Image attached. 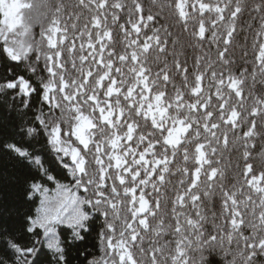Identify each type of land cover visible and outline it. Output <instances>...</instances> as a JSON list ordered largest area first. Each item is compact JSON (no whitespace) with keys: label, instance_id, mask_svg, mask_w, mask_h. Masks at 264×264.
<instances>
[{"label":"snow or ice","instance_id":"6c2138e0","mask_svg":"<svg viewBox=\"0 0 264 264\" xmlns=\"http://www.w3.org/2000/svg\"><path fill=\"white\" fill-rule=\"evenodd\" d=\"M0 264H264V0H0Z\"/></svg>","mask_w":264,"mask_h":264},{"label":"trees","instance_id":"16d2710c","mask_svg":"<svg viewBox=\"0 0 264 264\" xmlns=\"http://www.w3.org/2000/svg\"><path fill=\"white\" fill-rule=\"evenodd\" d=\"M146 4H148V5H151V0H146ZM36 31L38 32L39 31V27L37 26L36 27ZM249 62H251V55H249ZM258 143V145H259V141L257 142ZM258 151H259V147H258V149H257ZM88 251L89 252H92V253H94L95 255H99V252H98V250L96 249V248H94L93 247V244L92 243H89L88 244ZM194 255H196V254H194ZM89 259H91V257H89Z\"/></svg>","mask_w":264,"mask_h":264}]
</instances>
